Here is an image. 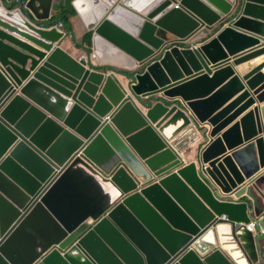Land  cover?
<instances>
[{
    "label": "water",
    "instance_id": "95a60500",
    "mask_svg": "<svg viewBox=\"0 0 264 264\" xmlns=\"http://www.w3.org/2000/svg\"><path fill=\"white\" fill-rule=\"evenodd\" d=\"M262 55L264 0H0V264H258L246 204L193 202Z\"/></svg>",
    "mask_w": 264,
    "mask_h": 264
},
{
    "label": "crops",
    "instance_id": "0c3cea01",
    "mask_svg": "<svg viewBox=\"0 0 264 264\" xmlns=\"http://www.w3.org/2000/svg\"><path fill=\"white\" fill-rule=\"evenodd\" d=\"M75 24L80 32V24L76 22ZM263 57L264 55L259 56L258 59ZM249 64H252V61L245 63L244 71ZM245 91L248 90L245 89L233 97L224 107L246 94ZM248 92L233 107L235 109L231 115L240 112L238 117L218 133L213 148L204 155L201 175L219 192L236 194L243 192L248 196L251 206H248L247 211H250L254 217H262L264 215V103L256 101L252 104L253 98ZM192 149L195 152L196 145ZM206 165H209V168H205ZM262 257L264 258V249Z\"/></svg>",
    "mask_w": 264,
    "mask_h": 264
},
{
    "label": "clouds",
    "instance_id": "9594fccd",
    "mask_svg": "<svg viewBox=\"0 0 264 264\" xmlns=\"http://www.w3.org/2000/svg\"><path fill=\"white\" fill-rule=\"evenodd\" d=\"M62 29V28H60ZM214 36H208L206 35L205 37L202 38V43H206L208 42L209 40H211ZM201 43V44H202ZM201 44H197L194 46V48H199V46ZM259 57V56H258ZM257 58L253 59L256 63H257V60H259ZM93 59H99L98 55L96 53H93ZM253 60H250V61H253ZM234 61V60H233ZM231 61V62H233ZM248 62V61H247ZM246 63V62H245ZM245 63H242L240 65H231L233 67V69L236 71V74L240 76V78L243 79V76H245L250 70H252L253 68L257 67L258 65L254 64L252 66L251 69L247 67V70L244 71V67H245ZM214 71V70H213ZM262 74H264V67L263 69L261 70ZM245 89L248 90V87H246ZM244 89V90H245ZM249 91V90H248ZM248 91H245V92H248ZM250 92V91H249ZM248 92V93H249ZM251 94V92L249 93ZM238 95V94H237ZM250 97H252L250 95ZM253 98V97H252ZM176 100H180V99H176ZM237 100V99H236ZM230 100L226 101L224 103V105L226 103H228ZM235 100H233L232 102H230L229 104H227L225 107L224 105H222L213 115H216L218 114V112H220V110L226 108L228 105L232 104ZM258 101V100H256ZM261 103V102H259ZM264 103V102H263ZM255 104V103H254ZM187 109H188V112L190 113V115L196 120V115L194 113V111L192 110L191 106H187ZM235 109V108H234ZM234 109L230 112L233 113ZM225 118L227 119V117L225 116ZM224 118V119H225ZM223 119V120H224ZM225 119V120H226ZM212 128V127H211ZM181 134V133H180ZM218 136V135H217ZM216 136V137H217ZM215 142V138H214V141L213 143ZM212 143V144H213ZM194 145L190 146L185 152H183L184 154V159H185V162H186V165H191V164H195L194 161H196V158L197 156L195 155V152H193V147ZM196 148H197V145H196ZM213 148V147H212ZM211 148V149H212ZM191 151V152H190ZM190 152V154H189ZM204 161V160H203ZM188 165V166H189ZM197 165V168H200L202 169V165H203V162L202 164H196ZM207 166V165H206ZM199 170V169H198ZM198 172V171H197ZM201 171L199 172V175H201ZM204 178V176H202ZM204 180L206 181V179L204 178ZM207 183V181H206ZM207 185L209 186L208 189L205 190L204 193L202 194H199L198 196H195L194 198V202H193V206H194V209H196L197 211L207 215V216H215V215H220V217L216 216L214 217V220H218V219H223V220H226V217H225V214L221 213L218 209V206L220 203H232V204H246V212L247 214L250 215V221L245 224L243 227L247 232H249L254 240L257 242V249H258V252H259V255H260V260L258 261V264H262L264 263V258L262 257V251L264 249V229H258V220H260L261 218L264 217V215L262 217H254L252 216V214L250 213V211H247L248 209V206H250V203L248 202V196H245L243 194V192H241L240 194H236V193H230V192H227V193H222V192H219L217 191L216 189L212 188L208 183ZM210 200H213L216 204L214 205H211L209 203ZM248 202V204H247ZM251 207V206H250ZM260 210V208H259ZM240 213V212H239ZM241 214V213H240ZM56 248V247H55ZM214 251V247L212 246V249L207 253L208 254H211L212 252Z\"/></svg>",
    "mask_w": 264,
    "mask_h": 264
},
{
    "label": "bare ground",
    "instance_id": "6f19581e",
    "mask_svg": "<svg viewBox=\"0 0 264 264\" xmlns=\"http://www.w3.org/2000/svg\"><path fill=\"white\" fill-rule=\"evenodd\" d=\"M107 191L114 192V194H115V198H117L118 193L115 192V190H114L110 185H107Z\"/></svg>",
    "mask_w": 264,
    "mask_h": 264
}]
</instances>
